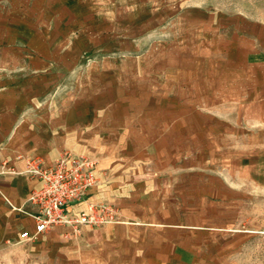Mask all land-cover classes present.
<instances>
[{
    "label": "rangeland",
    "instance_id": "374dc122",
    "mask_svg": "<svg viewBox=\"0 0 264 264\" xmlns=\"http://www.w3.org/2000/svg\"><path fill=\"white\" fill-rule=\"evenodd\" d=\"M185 62L208 129L191 151L206 165L193 206L207 207L192 264H264V0H0V65L60 93L91 67L178 77Z\"/></svg>",
    "mask_w": 264,
    "mask_h": 264
},
{
    "label": "crops",
    "instance_id": "0c3cea01",
    "mask_svg": "<svg viewBox=\"0 0 264 264\" xmlns=\"http://www.w3.org/2000/svg\"><path fill=\"white\" fill-rule=\"evenodd\" d=\"M186 63L178 77L170 64L91 67L66 93L0 65V164L22 171L17 154L50 163L64 149L87 153L97 176L89 200L114 205L120 216L79 234L54 226L21 241L23 230L34 231L28 196L38 181L4 174L0 264H192L193 233L207 229L193 218L206 217L207 207L202 214L200 189L193 206L192 180L202 179L206 165L193 162L191 151L208 129L192 112L197 69Z\"/></svg>",
    "mask_w": 264,
    "mask_h": 264
},
{
    "label": "built area",
    "instance_id": "2783aa9c",
    "mask_svg": "<svg viewBox=\"0 0 264 264\" xmlns=\"http://www.w3.org/2000/svg\"><path fill=\"white\" fill-rule=\"evenodd\" d=\"M16 159L24 161V169L18 171L2 162L0 178L20 173L38 181V187L28 196L36 208L30 213L34 231L23 230L21 241L33 239L54 226H65L79 234L84 227H100L120 220L114 205L88 198L89 190L97 182L96 161L89 154L64 149L50 163L35 155L17 154Z\"/></svg>",
    "mask_w": 264,
    "mask_h": 264
}]
</instances>
